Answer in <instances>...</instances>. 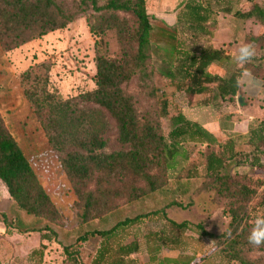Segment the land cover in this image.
I'll return each mask as SVG.
<instances>
[{
	"label": "trees",
	"instance_id": "1",
	"mask_svg": "<svg viewBox=\"0 0 264 264\" xmlns=\"http://www.w3.org/2000/svg\"><path fill=\"white\" fill-rule=\"evenodd\" d=\"M246 1L249 9L240 11L233 9L232 0H185L175 28L186 39L176 37L170 44L173 62L183 78L174 86L176 94L181 91L189 99L206 95L196 105L207 106L237 95L240 88L235 87V81L242 67L264 80L262 57L238 66L225 49L196 44L201 37L213 36L215 17L220 12L264 24V6L255 0ZM79 17L86 18L90 33L96 37L94 88L62 98L50 86L49 60L20 72L18 81L82 208V222L101 218L163 188L170 169L189 160L191 152L183 149V144L215 146L204 155V181L198 190H212L229 201L230 230L220 235L224 264H264V246L254 248L247 242L250 227L246 219L259 188L264 197V183L256 185L246 173H236L244 166L264 169V106L253 112L256 122L247 132V151L237 150L230 138L219 142L182 113L170 117L171 130L165 136L160 119L168 115L167 99L159 101L157 89L149 84L153 76L152 25L145 0H72L69 7L56 0H0V48L5 53L13 52ZM248 41L260 48L264 43L259 36H249ZM211 65L224 70L225 75L210 73ZM170 77L173 80L174 76ZM133 78L147 101L156 100L154 108L142 109L138 97L126 91ZM246 118L241 113L227 116L232 123ZM188 176L193 177L194 172ZM0 181L16 210L45 221L42 228L28 230L39 235L38 246L27 256L28 264H42L50 242L60 246L62 264H84L80 260L81 245L92 238H98L99 244L90 264H136L131 256L141 250L142 241L152 264H189L159 256L163 248H182L184 234L190 229L187 221L167 217L168 208L180 206L173 201L161 209L126 217L108 229L87 230L70 243H60L53 229L65 227L60 211L1 118ZM147 218L163 221L164 227L141 232L139 226ZM197 228L202 235L217 238Z\"/></svg>",
	"mask_w": 264,
	"mask_h": 264
},
{
	"label": "rangeland",
	"instance_id": "2",
	"mask_svg": "<svg viewBox=\"0 0 264 264\" xmlns=\"http://www.w3.org/2000/svg\"><path fill=\"white\" fill-rule=\"evenodd\" d=\"M56 1L66 7L72 4V0ZM184 2L185 0H145L152 25L150 63L153 76L149 84L157 89L159 101L167 99L168 115L160 119L163 134L167 136L171 130L170 117L182 113L202 126L208 125L209 127V125L217 126L219 124L217 130L219 142L230 138L235 142L237 150L247 151V132L256 121L232 123L227 119V116L232 113L252 115L253 102L240 108L237 96H235L232 100L228 98L220 100L218 104L197 106L196 103L202 101L206 95H198L189 99L180 93L181 91L176 94L174 90L175 84L182 83L183 78L173 62L170 44L176 37L181 40L186 39L185 36L179 34L178 28H175L176 16ZM255 2L264 6V0H255ZM232 7L234 10L247 11L250 4L246 0H232ZM215 20L213 36L199 38L196 42L197 45L223 48L235 57L237 46L243 42L249 43V36H259L264 39V24L257 21H242L232 14L223 12L218 13ZM95 42L96 37L90 33L86 18L79 17L63 29L49 32L13 52L5 53L0 48V118L5 127L7 124L12 128L13 134H18L16 136L19 144H17L31 162L39 182L60 211L65 227H53L59 235V242L70 243L87 230L108 229L126 217L161 209L173 201L180 206L168 208L166 210L167 217L176 222L187 221L190 224V229L184 234L182 248H163L159 254L160 258L188 262L189 264H224L223 256L220 253L222 241L220 235L226 234L230 230L232 218L229 201L218 196L212 190H198L204 181V155L214 151L215 146L193 147L188 143L183 144L182 148L191 152L189 160L180 162L170 169L169 181L163 188L124 204L101 218L88 223L82 222V208L23 95L18 74L33 64L49 60L51 63L50 86L62 98L91 90L95 86L93 82ZM186 43L189 44L188 41ZM252 44L256 47V58L264 59V43H262V48L259 47V44ZM170 76H174L173 80L170 79ZM125 89L138 97L142 109L154 108L156 100L153 102L144 98L136 78H133ZM184 108L188 109L183 110ZM234 126L236 127L234 128ZM233 129L235 130L233 131ZM178 160H180L179 157ZM189 172H194V176L189 177ZM236 173L238 175L246 173L252 181L256 182V185L259 182L264 183V169H250L244 166L238 168ZM18 211L13 207L6 187L0 181V264H28L26 260L28 253L38 246L39 235L28 230L31 227L42 228L45 221L26 216L24 212ZM259 214H264V197L261 195V188L258 189L256 197L251 201L250 211L246 215L247 225L250 228L255 217ZM1 217L5 219L4 222ZM197 226L217 238L202 235ZM163 227V221L147 218L143 220L139 229L143 233H148L158 231ZM98 244L99 239L92 238L81 245V262L90 264ZM131 258L136 261V264H152L149 262L144 241H142L141 250ZM44 259V264H62L60 246L55 242L48 243Z\"/></svg>",
	"mask_w": 264,
	"mask_h": 264
},
{
	"label": "clouds",
	"instance_id": "3",
	"mask_svg": "<svg viewBox=\"0 0 264 264\" xmlns=\"http://www.w3.org/2000/svg\"><path fill=\"white\" fill-rule=\"evenodd\" d=\"M256 57V47L252 43L243 42L237 46L235 63L240 66L250 64ZM235 87L243 88L247 93L264 92V80L253 75L247 67H242L241 72L236 77ZM252 117H248L250 121ZM247 242L254 248L264 246V214H259L252 222V227L247 236Z\"/></svg>",
	"mask_w": 264,
	"mask_h": 264
},
{
	"label": "crops",
	"instance_id": "4",
	"mask_svg": "<svg viewBox=\"0 0 264 264\" xmlns=\"http://www.w3.org/2000/svg\"><path fill=\"white\" fill-rule=\"evenodd\" d=\"M209 72L210 73H212V74H217V75H219V76H224L225 75V71L224 70H222L221 68H219L218 66H216V65H211L210 67H209ZM241 90H242V92L244 93V95H245V97H246V99H247V101H248V105L249 104H251L252 102L254 103L253 104V112H254V110L256 109V107H258V106H260V105H263L264 106V92H262V93H247V92H245L244 90H243V88H241ZM237 96V95H236ZM3 108V107H2ZM185 109H188V108H184L183 110H185ZM1 112V111H0ZM241 114H243V115H246L245 113H241ZM246 119L245 120H242L241 122H238V123H242V122H247V123H249V122H252L253 120H254V118H253V113H252V115H246ZM248 117H252V119L249 121L248 120ZM6 124V123H5ZM6 127H7V129H9V132L12 134V136H13V138L15 139V141L19 144V142H18V138H17V136L16 135H18L17 133H15V134H13V130H12V128L11 127H9L7 124H6ZM236 126H234V128H235ZM246 127H247V125H246ZM203 128H205L208 132H210L216 139L218 138L217 137V130L219 129V124L216 126V125H214V126H210L209 125V127H208V125L206 126H204L203 125ZM235 129H233V131H234ZM17 132V131H16ZM16 136V137H15ZM33 138H35L34 136H33ZM32 139V138H31ZM218 140V139H217ZM32 142L34 143V141L32 140ZM23 152V151H22ZM23 154H24V152H23ZM19 212V211H18ZM48 244V243H47ZM34 249V248H33ZM31 252V251H30ZM29 252V253H30ZM28 253V254H29ZM45 254H46V252H45ZM28 256V255H27ZM44 258H45V256H44ZM45 263V259L43 260V263L42 264H44Z\"/></svg>",
	"mask_w": 264,
	"mask_h": 264
},
{
	"label": "water",
	"instance_id": "5",
	"mask_svg": "<svg viewBox=\"0 0 264 264\" xmlns=\"http://www.w3.org/2000/svg\"><path fill=\"white\" fill-rule=\"evenodd\" d=\"M237 101H238L240 108H244L248 105V101H247L244 93L242 92L241 88L239 89V91L237 93Z\"/></svg>",
	"mask_w": 264,
	"mask_h": 264
},
{
	"label": "built area",
	"instance_id": "6",
	"mask_svg": "<svg viewBox=\"0 0 264 264\" xmlns=\"http://www.w3.org/2000/svg\"><path fill=\"white\" fill-rule=\"evenodd\" d=\"M57 161V160H56ZM31 163V162H30ZM58 163V162H57ZM31 166H32V164H31ZM32 168H33V166H32ZM34 169V168H33ZM34 171H35V169H34ZM36 172V171H35ZM37 174V173H36Z\"/></svg>",
	"mask_w": 264,
	"mask_h": 264
}]
</instances>
